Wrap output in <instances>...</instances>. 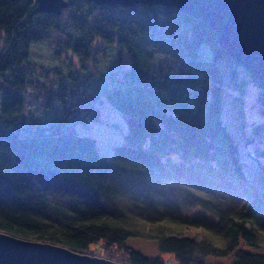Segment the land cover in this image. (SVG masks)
Returning a JSON list of instances; mask_svg holds the SVG:
<instances>
[{
  "label": "trees",
  "instance_id": "trees-1",
  "mask_svg": "<svg viewBox=\"0 0 264 264\" xmlns=\"http://www.w3.org/2000/svg\"><path fill=\"white\" fill-rule=\"evenodd\" d=\"M68 1L59 15L40 11L37 0H0V232L125 264H166L130 237L158 240L179 264H264V184L247 177L221 116L219 60L243 92L246 70L214 30L175 8ZM44 41L80 62L98 61L108 46L131 60L108 92L129 127L111 156L66 125L65 97L86 86L77 74L58 78L51 94L63 117L44 126L25 112L27 86L45 87L29 79L31 46ZM98 42L103 51L93 49ZM203 42L214 59L199 58ZM259 101L264 109V89ZM253 131L264 136V123ZM190 228L208 236L197 241Z\"/></svg>",
  "mask_w": 264,
  "mask_h": 264
},
{
  "label": "rangeland",
  "instance_id": "rangeland-1",
  "mask_svg": "<svg viewBox=\"0 0 264 264\" xmlns=\"http://www.w3.org/2000/svg\"><path fill=\"white\" fill-rule=\"evenodd\" d=\"M64 16L67 17L68 14ZM93 49L103 51L102 42H98ZM199 58L214 59L213 50L207 42L201 44ZM30 61L36 69H33L35 74L29 79L40 80L45 87L32 84L27 86L26 113H31L44 126L63 117L65 115L63 102L51 98V94L59 88L57 87L60 84L58 78L75 73L82 82L86 81V86L81 87L80 93L73 94L69 91L65 97L66 105L72 106V113L65 119L66 125L72 127L79 135L94 138L99 152L106 157L113 154L116 144L127 141L129 127L126 116L108 98V92L119 82L118 74L131 62L126 54L120 55L118 46H108L105 57H100L98 61L80 62L76 55L67 50L61 55L60 47L55 41L34 42L31 46ZM219 65L222 67L224 78L222 120L238 145L240 159L247 177L252 183L261 187L264 184V156L260 154V151L264 152V136L256 138L253 131L257 123H264V109L261 108L259 101L261 88L252 81L246 71L251 81L244 85L245 91L243 92L233 81L226 60H219ZM242 75L247 77L244 72ZM52 82L53 85H50ZM249 138L253 140L249 141ZM184 232L197 241L208 236V233L200 228H190ZM262 235L264 238V232ZM127 242L149 255L162 254L166 264H179L171 253L160 251L158 240L130 237ZM261 242L264 244V239ZM244 247L253 249L249 246ZM97 257L103 256L97 255ZM109 260L125 264L119 259ZM211 262L227 264L230 261L212 259Z\"/></svg>",
  "mask_w": 264,
  "mask_h": 264
},
{
  "label": "water",
  "instance_id": "water-1",
  "mask_svg": "<svg viewBox=\"0 0 264 264\" xmlns=\"http://www.w3.org/2000/svg\"><path fill=\"white\" fill-rule=\"evenodd\" d=\"M99 5H162L202 20L228 56L264 89V0H88ZM42 12L60 14L68 0H37ZM0 264H121L68 247L0 232Z\"/></svg>",
  "mask_w": 264,
  "mask_h": 264
},
{
  "label": "bare ground",
  "instance_id": "bare-ground-1",
  "mask_svg": "<svg viewBox=\"0 0 264 264\" xmlns=\"http://www.w3.org/2000/svg\"><path fill=\"white\" fill-rule=\"evenodd\" d=\"M234 61V60H233ZM235 62V61H234Z\"/></svg>",
  "mask_w": 264,
  "mask_h": 264
}]
</instances>
